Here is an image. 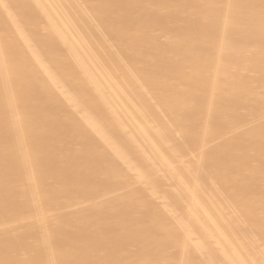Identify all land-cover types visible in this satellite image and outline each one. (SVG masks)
Instances as JSON below:
<instances>
[{"label":"bare ground","instance_id":"obj_1","mask_svg":"<svg viewBox=\"0 0 264 264\" xmlns=\"http://www.w3.org/2000/svg\"><path fill=\"white\" fill-rule=\"evenodd\" d=\"M0 264H264V0H0Z\"/></svg>","mask_w":264,"mask_h":264}]
</instances>
